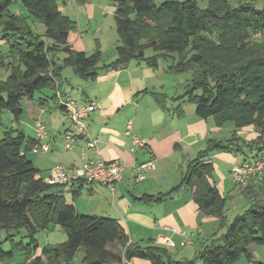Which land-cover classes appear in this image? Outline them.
I'll list each match as a JSON object with an SVG mask.
<instances>
[{
  "label": "trees",
  "instance_id": "obj_1",
  "mask_svg": "<svg viewBox=\"0 0 264 264\" xmlns=\"http://www.w3.org/2000/svg\"><path fill=\"white\" fill-rule=\"evenodd\" d=\"M20 1L29 16L44 23L46 39L33 33L23 13L11 11L14 0H0V31L19 62L17 68L10 63L8 78L0 79V120L5 110L19 119L23 100H35L36 92L44 88L54 94L40 97V106L52 99L60 102L66 80L64 67L58 64L61 53L66 54L65 66L89 79L96 78L103 68H118L133 60L156 69L163 56L178 54L173 65L176 72L190 69L193 78L184 94L173 100L193 102L198 116L214 117L219 125H235L226 141L210 139L207 147L188 162L181 182L158 196L162 200L189 188L201 211L218 219L224 231L192 258H177L152 239L145 245L133 242L117 218L79 212L67 201L63 187L68 185L49 183L38 175L41 170L28 157L37 138L26 140L23 131L6 130L0 138V231L26 227L29 251L32 244L38 246L37 231L50 223L67 233L65 242L46 246L35 257L29 255L26 264H76L80 250L83 254L78 264H121L134 258L149 260L150 264H232L242 256L252 259L251 246L264 244V176L246 187L234 181L254 202L230 217L227 198L210 181L214 166L205 159L220 150L242 154L244 162L251 159L244 148L251 153L256 150L255 159L264 158V7H258L255 0L237 4L210 0L206 7L197 0H113L122 44L117 45L116 59L103 63L99 48L87 52L70 45L69 36L77 25L59 9L58 0ZM143 38H147L145 43ZM149 46L155 51L147 55L144 49ZM0 63L4 65L2 58ZM155 98L166 108V95L157 93ZM58 107L66 111L63 104ZM249 125L259 133L254 139L243 138L238 132ZM256 184H261V193L251 195L247 189ZM7 255L13 253L4 252L0 241V257L7 259Z\"/></svg>",
  "mask_w": 264,
  "mask_h": 264
},
{
  "label": "crops",
  "instance_id": "obj_2",
  "mask_svg": "<svg viewBox=\"0 0 264 264\" xmlns=\"http://www.w3.org/2000/svg\"><path fill=\"white\" fill-rule=\"evenodd\" d=\"M203 1L208 4L210 0ZM102 2V0L93 1L85 7L86 9L90 6L101 7L97 3ZM78 5H80V12L83 4ZM116 8L117 4L114 2V17ZM72 34L73 32L69 36L70 45L75 49L85 50L86 43L80 42V38H73ZM87 36V33L80 32V37H83L81 40ZM65 57L66 54L61 53L58 60L59 66L64 67L63 75L66 80L63 85H68L75 90L70 92L61 90V98L96 105V109L87 118V124L91 134L97 139L99 154L105 160H119L124 165V178L116 184L114 195L107 186L79 181L73 188L63 187L67 201L74 203L81 213L117 218L128 232L130 239L140 244L145 245L152 239L155 243L165 246L163 241L166 238H172L179 243L191 235L193 243L189 247L178 244L170 252L177 258L195 257L214 238L213 232L209 234L210 230L220 231L218 219L201 211L194 199L193 190L189 188H181L162 200H158V196L181 182L187 170L188 161L204 150L210 139L226 141L231 136H226L224 130L227 127L229 129L227 131H234L235 125L231 122L219 125L214 117L198 116L195 104L173 100V97L184 94L185 88L180 91L179 87L173 86L174 82L169 83L164 80L160 71L154 70L145 63L133 60L118 68H103L96 78L89 79L79 76L74 68L70 72L68 66L64 65ZM116 57L115 48L105 62L102 61L111 63ZM157 93L167 96L166 108H163L156 100ZM25 101L29 104L31 119L36 123L39 118H42L52 138L47 156L40 155L38 162L29 158L38 169L47 168L48 171L41 176L47 177L50 169L58 162L68 166L83 165L89 157L94 156V152H90L86 158H82L78 147L69 151L64 148L63 143L56 142L61 129L65 133L71 128V121L58 107V104H61L58 99H52L45 106H37L34 100L27 98L23 100ZM182 109L183 112H181ZM129 121L132 122L131 134L127 132ZM244 130L248 131L247 139H254L259 134L253 125L241 128L238 130L239 134ZM132 135L140 137L144 146L135 147ZM84 143L83 140H79L78 145ZM30 151L34 154L32 150ZM66 151L72 153V158L68 161L61 156ZM51 153L58 156L55 159L51 158ZM250 158H254L253 154ZM148 160H153L154 167L146 171L144 180L132 182L134 166ZM205 160L213 164L215 174L219 176V179L215 177L213 181L210 178V181L215 182L223 196L226 193L232 195L234 190L229 191L227 179L229 176L234 183L231 172L244 160V155L218 150L212 152ZM234 184L239 188L238 191L242 197L251 199L244 194L245 191L241 187ZM260 186L261 184L253 185L252 188L247 189V192L251 195L260 194ZM68 196L72 200H69ZM251 252L252 259L242 256L232 264H257L258 262L264 264L263 254L259 253L257 245L251 246ZM121 264H150V261L134 258Z\"/></svg>",
  "mask_w": 264,
  "mask_h": 264
},
{
  "label": "rangeland",
  "instance_id": "obj_3",
  "mask_svg": "<svg viewBox=\"0 0 264 264\" xmlns=\"http://www.w3.org/2000/svg\"><path fill=\"white\" fill-rule=\"evenodd\" d=\"M89 1L92 3L93 1L97 2L98 0H87L86 2H82L83 7L80 9V12H79L80 5H78L79 2H77V0H58L57 5L59 9L63 12V14L69 15L72 18V20L76 22L77 25L76 30L72 31L73 38L75 39L80 38V42H85L86 43L85 50L87 51L93 52L94 50L99 48L102 51V56H103L102 60L105 62L106 58H108L112 54V52L115 51L117 45L122 44L120 40L121 37L117 29L116 19L113 15L114 1L102 0L103 1L102 3H97L99 6L101 5V7L90 6L89 9H86L85 6L88 3H90ZM199 1L201 7L207 5V3L206 4L204 3L205 1L203 0H199ZM238 2L239 1H233L234 4H237ZM255 2L258 7H264V0H255ZM10 9L12 12L17 14L23 13L24 16L27 17V22L30 25L33 33L39 38H41V40L46 39L44 23L35 16H29V12L25 9V7L23 6L20 0H14ZM103 10H106V12L105 11L103 12ZM80 19H81V23H80ZM79 31L87 33L88 36L84 40H81L83 37H80ZM3 35L4 33L1 30L0 52L2 54H0V58L4 60V65L0 63V79L6 80L9 76L10 63L11 66H15V68H17L19 66V62L17 60V57L15 55H12V51H11L12 46L9 43L8 39ZM146 41L147 38L142 39L143 43H145ZM208 48L209 47H207V49ZM144 50L147 55L153 54V51H155V49L152 46L146 47ZM163 57L164 58H162L161 61L159 62L160 63L159 67L153 69L160 71L159 73H162L164 80L168 81L169 83L174 82L172 83L173 86L179 87L180 91L184 90V88H186L187 84H189L193 78V71L190 69H186L182 72H178V71L176 72L173 65L179 59L178 54H169ZM68 69L70 72L73 71L72 66H68ZM63 86L62 87L64 89L62 90L64 91L70 92L75 90V89H71L68 85H63ZM53 92L54 91L51 90L50 88H44L37 91L35 94L34 103L37 106H40L39 98L45 96L50 97L54 94ZM191 103L194 105L193 102ZM28 105L29 104L27 101L23 102L22 107L24 111L19 119H17L16 116L9 110H5L3 112L2 118L0 120V138L4 136V132L6 130H11V129L14 130L17 129L23 131L26 135V140H29L30 138H36L37 135L36 123H34V120L31 119ZM47 129L49 133V128L47 127ZM227 130L229 129L226 127V129L224 130V132L227 134L226 136H231L233 131H227ZM241 134L243 138H246L248 131L244 130ZM49 136H51L50 133ZM44 141L47 142L49 140L45 139ZM56 142L59 144L64 143V133L62 129L57 135ZM244 149H245V153L249 154L250 156H252V154H254L256 151L255 150L253 151L254 153H251L252 150L248 148H244ZM90 152L91 151H88V153ZM29 153L30 154L28 157L36 161L38 160V158H41L40 155H45L42 153L32 154L31 151H29ZM50 156L51 158L55 159V157H57L58 155L57 154L52 155L51 153ZM61 156H63V158L66 161H68L72 158V153L66 151L64 152V154H61ZM40 168L42 169L41 170L42 172L38 174L39 176H41L42 173L44 174L48 171L46 167L45 168L40 167ZM184 168H186V165H184ZM224 174L226 175V172H224ZM215 177L219 179V176L214 172V175L212 177L213 181ZM227 182L229 185V191L234 190L232 195H229V193L225 194L227 198L226 208L228 211V215L230 217H233L235 214L244 211L245 208H248L254 201H252L250 198L242 197L238 191L239 188L234 184L235 182L234 183L232 182L229 176ZM163 194L165 193H162V195ZM68 199L72 200L70 196H68ZM218 229H220V227ZM211 232H213V236H215V238H217L216 236L222 234L221 233L222 230L220 231L210 230L209 234H212ZM36 238H37L38 246L36 247L34 244H32V249L31 251H29L27 249V246L28 244L31 243V241L30 238L28 237V230L26 227H22L18 230H13V231H7L6 229L1 230L0 231L1 249L4 250V252L13 253V255L12 256L7 255V259H5V257H0V264H26V262L30 258L29 255L35 257L41 254L44 247L65 242L67 240V233L61 226L54 223H50V225L47 228L40 229L37 231ZM178 244L179 243H177V245ZM257 247L259 253L263 254L262 255V259H263L264 244L257 245ZM120 251H122V249H120ZM82 254H83V250H80L75 260L76 264H78L82 259ZM124 263H127V261L125 260ZM198 264H202V263L199 262Z\"/></svg>",
  "mask_w": 264,
  "mask_h": 264
},
{
  "label": "built area",
  "instance_id": "obj_4",
  "mask_svg": "<svg viewBox=\"0 0 264 264\" xmlns=\"http://www.w3.org/2000/svg\"><path fill=\"white\" fill-rule=\"evenodd\" d=\"M261 34H256L258 37ZM61 104L66 108L64 115L71 121V128L64 133L63 146L66 150L72 151L79 148L82 158L88 156V151L94 152V156L89 157L83 165H65L58 163L50 169V173L45 177V181L49 183L66 184L70 188L76 182L84 181L87 183H96L107 186L115 193L116 184L123 180L124 165L119 160H105L99 154L97 139L91 134L87 124V118L96 109L94 103H77L74 100L63 99L59 94ZM132 122L129 121L127 132L131 134ZM36 138L37 144L31 149L34 153L46 154L50 151L52 138L48 134L45 121L39 118L36 121ZM135 147L144 146L142 139L132 135ZM48 139L49 141H44ZM79 140H83V145H78ZM154 167L153 160H148L139 165L134 166V172L131 178L132 182L142 181L146 178V171ZM233 180L242 187L248 186L252 182L263 179L264 176V158H251L247 161L239 163L231 173ZM163 243L167 248L174 249L177 242L172 238L164 239ZM193 243V236L185 237L179 242L183 247H189Z\"/></svg>",
  "mask_w": 264,
  "mask_h": 264
}]
</instances>
